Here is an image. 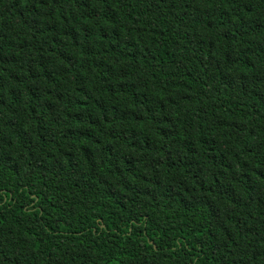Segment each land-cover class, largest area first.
<instances>
[{"label": "trees", "instance_id": "16d2710c", "mask_svg": "<svg viewBox=\"0 0 264 264\" xmlns=\"http://www.w3.org/2000/svg\"><path fill=\"white\" fill-rule=\"evenodd\" d=\"M0 264H264V0H0Z\"/></svg>", "mask_w": 264, "mask_h": 264}]
</instances>
